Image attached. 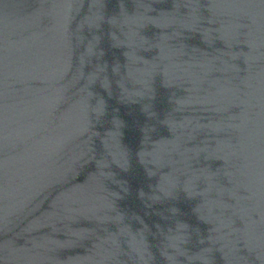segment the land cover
Segmentation results:
<instances>
[{
	"label": "water",
	"instance_id": "water-1",
	"mask_svg": "<svg viewBox=\"0 0 264 264\" xmlns=\"http://www.w3.org/2000/svg\"><path fill=\"white\" fill-rule=\"evenodd\" d=\"M0 264H264V0H0Z\"/></svg>",
	"mask_w": 264,
	"mask_h": 264
}]
</instances>
